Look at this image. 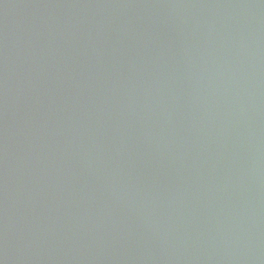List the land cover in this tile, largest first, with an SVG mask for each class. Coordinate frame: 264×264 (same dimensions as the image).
<instances>
[{"label": "water", "instance_id": "water-1", "mask_svg": "<svg viewBox=\"0 0 264 264\" xmlns=\"http://www.w3.org/2000/svg\"><path fill=\"white\" fill-rule=\"evenodd\" d=\"M0 264H264V0H0Z\"/></svg>", "mask_w": 264, "mask_h": 264}]
</instances>
